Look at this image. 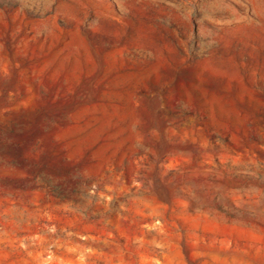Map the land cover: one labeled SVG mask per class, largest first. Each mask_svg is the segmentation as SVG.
I'll return each instance as SVG.
<instances>
[{
    "label": "rangeland",
    "instance_id": "374dc122",
    "mask_svg": "<svg viewBox=\"0 0 264 264\" xmlns=\"http://www.w3.org/2000/svg\"><path fill=\"white\" fill-rule=\"evenodd\" d=\"M0 264H264V0H0Z\"/></svg>",
    "mask_w": 264,
    "mask_h": 264
}]
</instances>
